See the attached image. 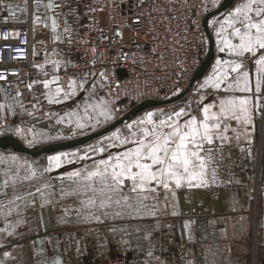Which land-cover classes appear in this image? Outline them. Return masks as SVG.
Masks as SVG:
<instances>
[{"label":"snow or ice","instance_id":"1","mask_svg":"<svg viewBox=\"0 0 264 264\" xmlns=\"http://www.w3.org/2000/svg\"><path fill=\"white\" fill-rule=\"evenodd\" d=\"M125 2L126 12L121 7ZM82 3L83 0H31L30 4L29 0H24L21 7L0 0V11L7 12L3 23H27L28 17L31 18L35 40L31 55L33 58L43 56L42 62L33 60L31 67L36 72V78L27 82L19 78L18 71H0V82H3L0 83V98L3 99L0 103V137L15 136L25 140L30 147L53 139H64L63 136H47L36 132L34 127L25 128L16 124L14 119H9L17 115L32 120L41 119L37 113L42 110L43 101L48 106L74 104L72 110L62 115L51 110L44 114L58 126L67 125L73 137L94 132L119 118V91L111 98L100 95L104 89L111 94L121 87L118 82L113 83L112 73L107 67L99 72L89 70L69 74V66L75 68L76 65L67 59L65 48L71 51L81 34L68 17L79 22L81 16L78 10ZM168 4L172 5L171 9L163 0H110L103 5L97 0L96 7L91 3L84 5V16H91L94 21L92 27L111 44L124 45L126 34H132L128 40L130 47L127 50L121 47L112 64L119 66L123 61L135 66L147 65L151 60L142 55L140 37H148L149 42L163 43L171 33L174 43L183 49L180 40L187 42L189 31L200 33V20H191L187 16L185 35L173 32L171 23L177 19L175 13L178 10L175 0H168ZM220 4L221 0H203L200 5L202 11L193 14L203 16ZM109 8L119 9L120 22L110 29L99 27L95 13ZM21 14L25 16L24 20H20ZM165 23L167 28L162 32L161 26ZM212 28L218 56L209 74L197 85L193 98L182 106L147 111L139 118L122 122V127H116L111 134L82 151L48 156L43 166L15 153L0 151V166H3L0 168V220L4 222L0 226V264L16 260L14 252L7 249L13 246V241L24 237L19 230L27 223L26 211L38 207L40 226L46 231L43 210L55 209L60 201L68 199L77 206H64L63 214L57 221L59 224L98 226L96 229L87 227L77 238V251H80L79 242L84 236L94 232L98 237L101 235L100 226L108 224V232L115 236L127 232L125 227H118L116 221H151L149 228L136 229L137 232L143 231L142 239L148 241L147 249L142 245L139 249L146 256L144 264H168L163 253L168 251L166 244H172L175 234L174 225L167 218L180 219L185 215L180 208L178 192L221 186L244 188L246 185L241 174L247 173L250 166L253 171L256 168L264 171V0H240L222 17L217 16L212 21ZM109 30L112 36L104 35ZM37 34L40 39H36ZM11 35L14 38L23 36V43H28L26 33L13 32ZM2 38L8 39L9 33L5 32ZM49 42L54 45L51 49L47 47ZM83 43L88 44L89 41L83 40ZM198 43L203 45L202 35ZM36 44L44 47L37 48ZM133 47L140 48L141 52L132 51ZM15 51L18 55L14 59L28 58L26 49L17 48ZM151 51L153 59H165L163 52L157 48ZM92 52L98 53V48L92 46ZM96 63L97 60L93 59L91 67L95 68ZM193 63L198 61L193 58ZM181 66V75L189 71L184 61H181ZM9 75L19 78L14 87ZM97 76L98 79L95 78ZM5 84L14 92L11 103L9 87ZM21 84L32 93L31 108L25 107ZM182 91V87H177L171 95L179 96ZM81 93L87 95L76 102ZM77 163L78 167L65 174L51 175L66 164ZM52 179L59 180V188L48 182ZM247 179L254 181L255 177L248 175ZM66 182L68 188L64 187ZM25 183L27 188L21 190L20 186ZM245 194L252 198L251 189ZM231 210H243V204L236 195H233ZM162 218L167 232L161 235L166 243H160L153 235L162 228ZM240 219L243 220V217ZM195 225L196 221L190 218L182 219L179 225L183 264H197L195 251L189 247L198 242ZM227 236V229H222L221 237L227 239ZM36 243L51 244V240L34 241V245ZM121 243L128 245L129 242L121 240ZM103 246L100 242V247ZM157 246L162 255L155 254ZM13 247L20 245L17 243ZM55 247L58 245L54 246L51 254H46L43 247H33V253L38 258L36 264H65L62 254H56ZM228 250L231 251L230 248Z\"/></svg>","mask_w":264,"mask_h":264},{"label":"crops","instance_id":"2","mask_svg":"<svg viewBox=\"0 0 264 264\" xmlns=\"http://www.w3.org/2000/svg\"><path fill=\"white\" fill-rule=\"evenodd\" d=\"M222 1L223 0H221V2ZM5 2L14 5L19 4L21 7L24 4V0H5ZM239 2L240 0H234L230 7H228L226 10L217 14H213L207 19L209 48H212L213 58L208 68L201 76V82L211 71V68L215 63V59L218 56L216 49V36L212 28V21L217 16L222 17L224 13L233 9ZM29 3L31 4V0H29ZM88 3L92 4V0H83V3L79 7L78 14L81 16L79 22H77L73 17H68L69 22L73 25L77 32H80L88 25L89 16H84V12L86 11L84 5ZM73 7H76V5L73 4ZM214 10L215 9H210L208 12H212ZM64 11H68V9H64ZM6 15L7 12L0 11V23H3V17ZM24 19L25 16L21 14L20 20ZM62 20L63 17L61 18V23ZM28 21L31 23L30 17H28ZM8 24L22 23L10 21ZM40 38L41 36L37 34L36 39ZM31 43L32 52V46L35 44L32 31ZM35 46L37 48L44 47V45L40 44H36ZM47 47L51 49L54 47V45L49 42ZM65 52L67 53V59L71 61L72 65L80 60L78 53L74 52L72 49L71 51H68L67 48H65ZM41 57L43 60V56ZM34 78H36V76ZM95 78L98 79L99 77L97 76ZM22 92H24L25 95L30 94L28 90ZM82 94L83 93H81L80 96ZM80 96H78L76 99H79ZM175 104L178 103L173 102V106ZM56 107L57 106L54 108ZM156 107L157 106L152 108ZM121 125L122 123L117 127H120ZM21 143L23 142L21 141ZM77 147L45 153L36 157L15 152L11 148H0V151L6 153H15L18 156L29 160L30 162L38 163L39 165L43 166L46 165L48 156L68 150H73ZM78 166L79 165H76L70 168L64 166L61 169L54 171L51 175L56 177L58 175L65 174L67 171H71ZM2 167L3 166H0V168ZM248 175H253L255 177L254 181H248ZM241 176L245 181L246 186L244 188H226L221 186L207 189H193L191 191L181 190L178 192L180 208L181 211L185 213V215L180 219L170 217L167 218L173 223V232L175 234V239L173 240V253L172 251H170V253L168 251L163 253V257L168 259V264H183V261L180 258L182 249L179 247L178 226L180 225L182 219L189 218L196 221L195 234L198 242L194 246L189 247H193V250L195 251V259L197 264H264V171H262L261 168H256L253 171L252 167L250 166L248 172L242 173ZM44 179L47 180V176H45ZM48 182L56 185L57 188L60 186L59 180L57 179H52ZM64 187H69L67 182L65 183ZM20 188L21 190L26 189L27 184L25 183L24 185H21ZM250 189L252 190L251 199L245 194ZM32 190L34 191V188ZM233 195H236L239 198L240 202L243 204V210L236 212L231 210ZM57 198H59V192H57ZM69 205L72 207L77 206L73 200L68 199L60 201L55 209L46 208L43 210V223L47 226L46 231L44 227L40 226L41 222L38 215L40 213V209L37 207L35 210L26 211L24 216L27 218V223L19 230L24 234V237L18 241H13V246L18 243L20 247L14 248L13 246H10L7 249L9 251H13L16 257V260L9 261V264H36L38 258L33 253V247L36 249L43 247L46 254H51L54 250V246L57 245L58 247H55L56 254H62L65 264H106V261L110 255L121 252L125 248L131 246L135 247L133 252L135 260L139 257H145V255L139 250V246L136 244L140 242L147 243L148 241L142 239L144 235L143 231L136 232L135 229H137V227L145 229L147 227L146 224L152 223L151 221H116V225L118 227H125L127 232L118 233L115 236L108 232V224L100 226L101 235L98 237L94 232L92 235L84 236L79 242L80 251H77V238L83 235L87 227L96 229L98 226H65L59 224L57 221L63 214V207ZM240 217H243V220H241ZM161 222H165L164 218H162ZM199 222L201 227L197 226V223ZM3 223L4 222L0 220V226H3ZM225 228L227 229L228 233L227 239H223L221 237V230ZM48 240H51V244L36 243L34 245V241L46 242ZM121 240H127L129 242L128 245L122 244ZM100 242H103V247H100ZM229 248L231 251L228 250ZM212 253H215V255ZM205 255L207 256L206 262Z\"/></svg>","mask_w":264,"mask_h":264},{"label":"built area","instance_id":"3","mask_svg":"<svg viewBox=\"0 0 264 264\" xmlns=\"http://www.w3.org/2000/svg\"><path fill=\"white\" fill-rule=\"evenodd\" d=\"M105 2L110 3V0H99L100 5ZM159 2V0H158ZM203 0H175V8L178 10L175 15L177 19L172 20L171 28L173 32L179 31L181 35H185V24L186 16L191 20H200V33L193 34L191 31L187 33L188 41L180 40V44H183V49L180 48L179 44H175L171 33L167 41L163 43L157 41L149 42L148 37H140V44L143 49L142 55L151 60V63L147 65H131L129 62L125 64L121 61L119 66L112 64L111 61L120 54V49L123 47L127 50L130 45L128 40L131 38V33L126 34L125 44H111L109 41L102 39L101 34L92 27L94 21L89 16L88 25L83 28L79 33L81 36L77 39L75 46L72 50L80 56V60L75 63V68L70 67L69 74L72 72L83 73L86 71L99 72L107 67L112 73L113 83L118 82L120 88L109 94L107 89L103 90V94L106 98H111L116 96V91H119L120 95L117 101H122L127 105L134 106L145 100H163L166 97L172 96V92L175 91L177 87H182L183 92L187 93L189 96L193 95L195 91V83L190 84L191 78L195 71L198 69L202 61L205 59L207 54V37L203 29V16L194 15V12H200L202 9L200 5ZM164 4H167L171 9L172 5L168 4V0H163ZM93 7L97 6V0H92ZM127 11V3L125 2L121 5ZM111 13V15H110ZM171 14V13H170ZM95 16L99 20V27H104L110 29L114 24L120 22L119 9L112 10L111 8L106 9L104 12H96ZM167 28V23L161 26V31H165ZM195 28V25H193ZM9 33L8 39H3V34ZM13 32H23L27 34L28 43L24 44V37H13L11 33ZM104 35L112 36V32L106 31ZM203 36L204 43L200 45L198 43L200 36ZM83 40L89 41L88 44H84ZM31 23L22 24H8L0 23V71H5L11 73L12 71H18L20 73L19 78H23L25 82L29 79H33L35 75V70L32 69L31 64L33 60L42 62V57L33 58L31 55ZM195 44L196 46H193ZM92 46L98 48V53L92 52ZM17 48L26 49L27 59H14L18 53L15 51ZM157 48L158 51H162L165 59L160 61L158 59H153L152 49ZM175 49V51H174ZM132 51L141 52L140 48H132ZM193 58H195L198 63H193ZM97 60L95 68L91 67V61ZM139 59V57L137 58ZM181 61L188 66L189 71L182 73ZM159 65V67H157ZM123 71V75L120 76L119 72ZM31 73V76H29ZM18 77L9 75V79L12 80L13 86L15 82L19 79ZM179 82V83H177ZM3 83V82H0ZM5 87H9L7 84ZM12 87H9V97L14 95ZM20 90H27L24 84L20 85ZM106 264H127L125 256L122 254H117L110 257ZM144 264V263H140Z\"/></svg>","mask_w":264,"mask_h":264},{"label":"rangeland","instance_id":"4","mask_svg":"<svg viewBox=\"0 0 264 264\" xmlns=\"http://www.w3.org/2000/svg\"><path fill=\"white\" fill-rule=\"evenodd\" d=\"M206 14H207V12H206ZM207 45H208V43H207ZM207 51H208V49H207ZM200 82H201L200 81V78L198 80L194 81V83H195V89H196L197 85ZM85 95H87V93H83L79 97V99H76V102H79L80 100H82ZM100 95L104 96V94L102 92L100 93ZM12 97H9V102L10 103L13 102L12 99H11ZM173 97H175V96H170V97H168L166 99L158 100V101L170 100ZM192 98H193V95L189 96L187 93H185L183 96H181L180 98H178L175 101H172V102H169V103H165L163 105L157 106L156 108H152V107L151 108H148L149 110L145 109V110L139 112L138 114H136L134 116H131L129 119L132 118L131 120H133V119L139 118V117L143 116L147 111H156L158 109L170 110L172 108H178V107L182 106L183 104H185L186 102H188ZM31 99H32V93H30L29 95H25V98H24L25 107L31 108V102H30ZM2 102H3V99L0 98V103H2ZM173 102L174 103L176 102L178 104H175L173 106ZM117 106L121 109L119 118L121 116H123L126 112H128L133 107L131 105H127V104L123 103L122 101H117ZM54 107L55 106H48L47 103H46V101H43L42 102V105H41V109L42 110L39 113H37L38 116L42 117L39 120H32L31 118H29L27 116H22V115H17L16 117H9V119L10 120L14 119L16 121V124H18L20 126H23L25 128L30 127V126L31 127H34V129H35L36 132L45 133V134H47V136H51V137L63 136V137H65L64 139H53V140H51V141H49L47 143L37 144L35 146L30 147V146H28V144H27V142L25 140L20 139L18 137H16V138L19 139V140H21L23 142V144L25 146H27L28 148H30V149H37V148H40V147L44 146L45 144H49V143H53V142H59V141H65V140H69V139H76V138L83 137L85 135H88V134L92 133V131H88L85 134H81V135H77V136L73 137L72 134L68 131V126L67 125L58 126V125L55 124V121L54 120H49L46 117H44V114L47 113V112H49L50 110L51 111H58L61 115L64 112H66V111L72 110L73 107H74V104L72 102H69L67 105L57 106L56 108H54ZM129 119L124 120V121L128 122ZM131 120H129V121H131ZM105 126H107V125H103V126L99 127L97 130H99V129L105 127ZM122 126H123V124L120 127H122ZM109 134H111V132H109L106 135H109ZM103 136H105V135H103ZM103 136H100V137H98V138H96V139H94V140H92L90 142H87V143L83 144L82 146H79V147H77V148H75L73 150H68V151H65V152L82 151L85 148H87L89 145L96 144L100 139L103 138ZM13 137H15V136H13ZM76 165H79V163H77L75 165H73V164H66L65 167L70 168V167H73V166H76ZM161 223H162V228L159 231L155 232L153 235L155 236V238L158 241H160V243H166L165 242V238L161 235V233L162 232L163 233H166L167 232V228H166L165 222H161ZM151 224L152 223H147L146 224L147 225L146 228H149L151 226ZM197 224H198L197 225L198 227H201L200 222L197 223ZM135 231H136V229H135ZM136 245L139 246V248L142 245L144 249H147L148 242L147 243L146 242H143V243L140 242V243H137ZM166 247H168V252L169 253H170V251H172V253H173V242H172L171 245H167L166 244ZM134 249H135V247L131 246V247L125 248L121 252L114 253V255H117V254L124 255L127 264H140V263H144V260L146 259V256L145 257L136 258V260H135V257L133 256ZM155 254L158 255V256L159 255H162L161 252H160V250H159V246H157V249H156ZM109 258L110 257H108V259ZM108 259H107V261H108ZM107 261H106V263H107ZM90 264H96V263H90Z\"/></svg>","mask_w":264,"mask_h":264},{"label":"water","instance_id":"5","mask_svg":"<svg viewBox=\"0 0 264 264\" xmlns=\"http://www.w3.org/2000/svg\"><path fill=\"white\" fill-rule=\"evenodd\" d=\"M233 1L234 0H223L218 8H216L212 12H207V14L204 16V18H203V29H204L205 35L207 37V40H208V51H207L205 59L202 61V63L200 64V66L195 71L194 75L192 76L190 84H192L194 81L201 78V76L206 71V69L208 68V66L211 63L212 58H213L212 48L211 47L209 48V32H208V28H207V19L213 14H217V13H220V12L226 10L228 7H230V5L233 3ZM119 75L122 76L123 71H120ZM184 94H185V92L181 93L179 96H175L172 99L166 100V101L145 100L141 103L134 105L128 112H126L123 116H121L119 119H117L114 123L109 124V125L101 128V129L96 130V131H94L88 135L83 136V137H79V138L71 139V140L53 142V143L45 144L44 146L37 148V149H30V148L26 147L23 143H21V141L19 139H17L16 137L8 135L6 137H0V148L1 149L11 148L15 152L27 154V155H30L32 157H36V156H39V155H42L45 153L71 149V148L83 145V144H85V143H87V142H89L95 138H98V137L112 131L115 127H117L119 124H121L124 120L130 118L131 116L138 114L139 112H141L145 109L155 107V106H160V105H163L165 103L175 101L178 98H180L181 96H183ZM113 255L114 254L110 255V257H112Z\"/></svg>","mask_w":264,"mask_h":264}]
</instances>
